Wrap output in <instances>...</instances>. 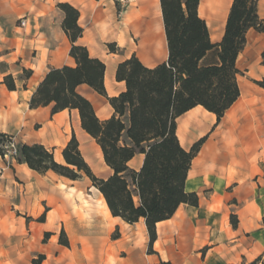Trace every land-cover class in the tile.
Listing matches in <instances>:
<instances>
[{"label":"crops","instance_id":"crops-1","mask_svg":"<svg viewBox=\"0 0 264 264\" xmlns=\"http://www.w3.org/2000/svg\"><path fill=\"white\" fill-rule=\"evenodd\" d=\"M233 1L200 0L199 17L215 44L224 37ZM59 3L79 10V44L106 64L105 87L113 98L126 90L116 79L120 63L133 56L148 68L168 61L161 0L132 1L120 14L115 0H0V132L17 143L44 145L60 164L75 134L93 173L108 179L113 170L77 110L52 114L53 105H29L50 69L76 66ZM259 15L264 19V0ZM263 52L264 34L250 30L237 59L240 96L220 122L202 106L178 118L184 149L205 139L186 185L199 205L182 204L171 219L157 223L152 247L145 219L129 224L114 217L85 175L76 181L51 171L41 175L0 158V264H34L40 255L42 264H264V89L256 83L264 79ZM25 70L32 71L28 80ZM8 76L17 90L8 89ZM78 92L101 121L114 115L109 100L89 86ZM144 159L137 155L129 165L140 170ZM62 231L69 246L60 243ZM46 233L51 236L45 239Z\"/></svg>","mask_w":264,"mask_h":264},{"label":"trees","instance_id":"trees-1","mask_svg":"<svg viewBox=\"0 0 264 264\" xmlns=\"http://www.w3.org/2000/svg\"><path fill=\"white\" fill-rule=\"evenodd\" d=\"M199 3L200 0H161L168 61L155 68L146 67L136 56L120 63L116 79L126 83V90L113 98L108 97L105 87L106 64L91 57L88 49L79 44L83 36L79 10L70 3H59L76 66L50 69L29 105L31 109L53 105L52 114L77 110L83 130L96 140L113 175L100 179L93 173L75 134L63 149L65 164L58 163L54 152L42 144H17V163L41 175L51 171L73 181L85 175L102 193L114 217L129 224L145 219L151 247L157 239V223L171 219L182 204L199 205L198 195L188 192L186 185L192 162L205 139L190 150L184 149L177 136L178 118L202 106L220 122L240 96L237 59L247 45V34L252 29L264 34L259 0H234L224 37L215 44L206 22L199 17ZM262 57L264 60V52ZM24 75L28 80L32 71L25 70ZM4 82L9 90H17L12 76ZM256 83L264 89V79ZM81 85L109 100L114 109L110 119L98 118L92 103L78 92ZM13 140V136L0 132V158L5 159L7 146ZM137 155L145 156L140 170L129 165ZM44 220L43 215L40 221ZM232 224L237 226L235 216ZM50 236L51 233L45 235ZM60 243L69 246L64 231ZM43 260L45 256L40 255L34 264H42Z\"/></svg>","mask_w":264,"mask_h":264},{"label":"built area","instance_id":"built-area-1","mask_svg":"<svg viewBox=\"0 0 264 264\" xmlns=\"http://www.w3.org/2000/svg\"><path fill=\"white\" fill-rule=\"evenodd\" d=\"M135 0H115V4L118 9V13L120 14L123 12L126 7ZM20 26L25 27L26 26V19L20 20ZM17 143L15 142V139L7 146V153L5 155V159L8 158V160H15V157L17 156Z\"/></svg>","mask_w":264,"mask_h":264},{"label":"rangeland","instance_id":"rangeland-1","mask_svg":"<svg viewBox=\"0 0 264 264\" xmlns=\"http://www.w3.org/2000/svg\"><path fill=\"white\" fill-rule=\"evenodd\" d=\"M19 24H20V21H19ZM15 142L17 143L16 140H15ZM17 144H18V143H17ZM6 160L9 161V162L11 161V160H8V158H6ZM87 181H88V180H87ZM45 239H46V237H45ZM37 259H38V258H37Z\"/></svg>","mask_w":264,"mask_h":264}]
</instances>
